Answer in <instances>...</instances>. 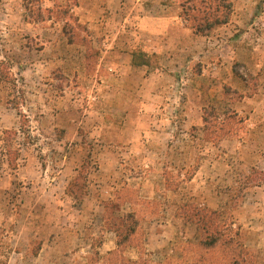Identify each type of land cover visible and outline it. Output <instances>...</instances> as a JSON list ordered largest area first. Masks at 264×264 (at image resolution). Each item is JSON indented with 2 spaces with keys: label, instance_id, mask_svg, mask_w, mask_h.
I'll return each mask as SVG.
<instances>
[{
  "label": "rangeland",
  "instance_id": "1",
  "mask_svg": "<svg viewBox=\"0 0 264 264\" xmlns=\"http://www.w3.org/2000/svg\"><path fill=\"white\" fill-rule=\"evenodd\" d=\"M211 1L0 0V264H264V61L213 53L263 58L264 0L198 77Z\"/></svg>",
  "mask_w": 264,
  "mask_h": 264
},
{
  "label": "crops",
  "instance_id": "2",
  "mask_svg": "<svg viewBox=\"0 0 264 264\" xmlns=\"http://www.w3.org/2000/svg\"><path fill=\"white\" fill-rule=\"evenodd\" d=\"M230 23H227L225 25H222L224 27H226L227 25H229ZM221 28H214L213 31L217 32L218 30H220ZM176 33V32H175ZM180 36L179 40L176 41L174 39L173 42V49H177V52L182 51L183 50H187L188 52L185 54L188 57L194 58V54H196V52L194 51L197 48H200L199 45H203V51L205 52L202 55H199V59L200 61H202L203 65H202V69L201 72L198 74V77H204V75H206V71L208 70V67L211 65L210 63H206L207 57L209 56H205L206 53H208L207 51V47L210 45L211 42V38L210 36H201V35H197L194 34L192 30H187L184 29L179 33L175 34V37L177 39V37ZM202 39V42L200 41ZM232 42H225L222 39L218 40L217 39V46L218 48H213V53L216 55H218L217 57H219V59L221 60H227V59H237L236 57H239L240 55H242V53H244V61H243V65L246 66L247 70H251V68L255 67V69H258L257 71L260 72V68L262 67V61H264V52H263V58L262 56H257L256 54V47L254 46H248V43L245 41V44H240L238 45L237 42L235 43L233 40H231ZM235 43V44H234ZM159 45V44H158ZM168 46L170 45L169 43L167 44ZM179 45V46H178ZM160 53V52H159ZM183 53V52H182ZM184 54V53H183ZM201 54V53H200ZM178 55V54H177ZM176 56V54H175ZM259 60V61H258ZM257 64L253 65V63L257 62ZM181 63V62H179ZM208 66V67H207ZM259 67V68H256ZM216 68V67H215ZM254 69V70H255ZM256 71V70H255ZM246 88V86H245ZM253 98V97H251ZM250 97H245L243 99H251Z\"/></svg>",
  "mask_w": 264,
  "mask_h": 264
},
{
  "label": "trees",
  "instance_id": "3",
  "mask_svg": "<svg viewBox=\"0 0 264 264\" xmlns=\"http://www.w3.org/2000/svg\"><path fill=\"white\" fill-rule=\"evenodd\" d=\"M192 0H189L191 2ZM195 1V0H194ZM206 1L210 3V6H208V9H213L212 1L211 0H201L202 4H207ZM217 0H215L216 2ZM232 3L229 0H222L218 2L216 9L217 11L222 13V18H217V19H212L208 20L204 18L202 21L204 22L201 25H198V27H193L192 29L195 31L197 35L201 36H207L210 31H212L214 28L220 26V25H225L229 22V16L232 13ZM144 57H146L144 55ZM146 64V63H145ZM14 78L11 75V72L9 71V67L4 62H0V82H13ZM15 87V83L13 84ZM4 134V133H3ZM5 134H9V132H5ZM0 143L1 144H6L8 146V141L6 138L2 139L0 138ZM13 163V160H12ZM76 186V185H75ZM130 233H134L135 229L134 228H129Z\"/></svg>",
  "mask_w": 264,
  "mask_h": 264
}]
</instances>
